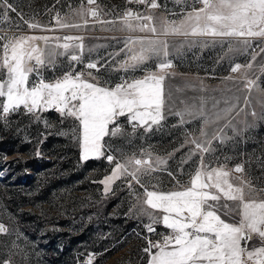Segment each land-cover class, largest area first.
Returning a JSON list of instances; mask_svg holds the SVG:
<instances>
[{"label":"snow or ice","instance_id":"snow-or-ice-1","mask_svg":"<svg viewBox=\"0 0 264 264\" xmlns=\"http://www.w3.org/2000/svg\"><path fill=\"white\" fill-rule=\"evenodd\" d=\"M133 2L147 4L149 9L161 6L157 0H128V3ZM182 2L185 0H177V3ZM196 4L201 7H195ZM93 5L96 6L91 7ZM192 5L191 10L179 19L128 9L117 19L105 20L97 0H87V6L82 3L72 13L80 18V22H73L69 15L62 16L59 12L53 17L54 27L38 20L25 21L29 29L42 32L80 30L89 25L91 18L93 23L115 25L119 22L129 32L150 33L129 36L120 49L125 58L119 62L118 70L142 69L145 74L139 78L121 77V82L114 86L108 81L102 83L100 77L91 71H76V65L84 63L82 36L0 35V74L3 75L0 79V123L7 126L10 115L20 113L21 109L23 114H31L36 120L40 119V113L55 110L61 117L76 121L70 131L79 142L80 160L105 159L112 165L110 174L99 181L105 194L111 191L117 180L124 179L130 190L134 183L139 185L144 189L143 193L133 191L131 194L138 201L142 198L139 215L147 216L149 220L145 228L149 233L156 232L155 225L168 230L167 234L160 233L159 240L148 239V246L143 249L148 254V264H264V198L259 195L264 189L257 190L250 180L244 178V164L229 168L227 157L225 163H219V157L214 161L205 160L206 155L212 156L216 151L213 141L224 143L230 139L224 133L225 128L236 131L232 121L244 111V108L236 111L239 97H233L236 103L225 100L227 106L224 108H219L220 101H216L212 109H206L204 97L188 98L193 101L191 104L181 98L180 104L184 107L177 109L176 99L165 88V80L174 75L168 71L174 66L169 59L172 45L165 37L213 38L201 41L203 46L217 42L223 45L227 38H233L247 51L252 38H264V0H192ZM0 10L4 21H7L9 11L16 12L8 0H0ZM216 38H220L219 41ZM228 51H233L230 42ZM260 51L264 52V48ZM60 57L68 58V70L46 78L43 69H55ZM252 59H256L255 54ZM150 61H155V70L143 67ZM98 63L89 61L84 67L99 72ZM252 67L251 62L235 63L230 72L240 75H229L224 79L234 83L243 81V89L250 92L253 87H259L257 81L248 76ZM177 91L181 89L177 88ZM196 99L200 100L199 105L195 103ZM249 103L245 97V106ZM166 111L179 117L180 125L200 121L199 135L185 130L188 139L180 146H192L182 164L197 156L199 160L187 185H180L177 181V190L160 192L149 190L143 178L161 171V166L167 165V159L154 156L145 149H141L139 156L135 153L128 155L114 148L110 140L126 136L130 137L128 142L131 143L139 129L149 133L154 127H160L166 119ZM234 111L236 116L232 115ZM251 115L257 117L255 111ZM121 118L131 126L130 132L124 128ZM259 118L264 119V116ZM221 121H224L222 126ZM45 125L48 126L47 121ZM214 125L218 127L210 134L208 129ZM233 173L240 175L233 177ZM152 188L156 186L152 185ZM222 215L238 216L239 219L229 222ZM8 232L9 229L0 223V235ZM256 237L259 246L251 243ZM95 258V254L90 253L84 264H94ZM3 264H11V260H5Z\"/></svg>","mask_w":264,"mask_h":264},{"label":"rangeland","instance_id":"rangeland-1","mask_svg":"<svg viewBox=\"0 0 264 264\" xmlns=\"http://www.w3.org/2000/svg\"><path fill=\"white\" fill-rule=\"evenodd\" d=\"M8 2L13 4L16 12L9 11L7 21L0 17V29H3L0 35L82 36L84 63L99 61L97 66L100 71L85 69L84 63L76 65V71H91L100 77L102 83L108 81L111 86L120 83L121 77L139 78L145 74L142 69L129 72L118 70L119 62L125 58L120 49L129 36L150 33L129 32L119 22L115 25L93 23L91 18L89 25L80 30L42 32L29 29L25 21L38 20L41 24L54 27L53 17L59 12L62 16L69 15L73 22H80V18L72 13L82 3L87 6V0ZM157 2L161 5L159 8L149 9L147 4L128 3V0H97L105 20L117 19L128 9L156 17L179 19L193 6L192 0ZM195 7L201 5L196 4ZM165 39L172 45L169 59L174 65L168 70L174 75L165 80V88L172 92L177 109L184 107L180 104L181 98L204 97L206 109H212L216 101H220L219 108L227 106L225 100L236 103L234 96L239 97L236 111L244 108L239 116L235 111L232 113L236 116L232 121L236 131L231 127L225 128L224 133L230 139L224 143L213 141L216 151L212 156L206 155L205 160L214 161L215 157H219V163H225L227 157L229 168L244 164V178L250 180L257 190L264 189V119L259 118L264 116V52L260 51L264 48V38H252L247 51L233 38H227L223 45L217 42L208 46L200 42L211 41V37L170 35ZM219 39L216 38L217 41ZM192 41L196 43L192 44ZM229 42L233 51H228ZM117 52L120 55H115ZM254 54L255 60L252 59ZM250 62L253 67L248 70V76L256 80L259 87H253L249 92L243 89V81L234 83L224 79L229 75H240L230 72L235 63ZM143 67L155 70V61ZM68 68V58L60 57L55 69H43V72L46 78H50L61 75ZM245 97L250 101L248 106L244 104ZM192 102L188 100L189 104ZM195 103L199 105L200 100L196 99ZM252 111L257 113V117L251 115ZM39 115L40 119L36 120L31 114H23L21 109L20 113L10 115L7 126L0 123V223L9 229L7 235H0V264L5 260H11V264H55L51 262L52 249L63 256L58 264H84L90 253L95 254L94 264H148V254L143 251L148 246V239L159 240L160 233L167 234L168 230L162 225H155L156 232L149 233L145 228L149 220L147 216L139 215L142 198L138 201L131 194L133 191L142 194L144 189L134 183L130 190L126 181L121 179L105 194L99 181L110 174L112 165L105 159L80 160L79 142L70 131L77 122L61 117L55 110ZM121 123L126 131H131L125 118H121ZM223 123L221 121L220 126ZM215 127L218 126L208 129L210 134ZM199 128L200 121L180 125L179 117L166 111V119L152 132L144 133L143 129H139L136 137L131 138V143L128 142L130 137L126 136L111 138L110 142L114 148L128 155L135 153L139 156L141 149H145L154 156L167 159V165L161 166V171L153 173L152 177H144L143 182L149 190L168 192L177 190V181L180 185H187L195 171L199 157L182 164L192 146H180L188 139L185 130L198 136ZM169 172L173 175L170 176ZM239 175L233 173V177ZM233 182L238 183L236 180ZM152 185L156 188L153 189ZM259 195L264 198V192ZM227 203L232 205V202ZM133 205L136 207L133 208ZM222 218L229 222L239 219L238 216L227 215H222ZM251 243L259 246V238H254ZM65 247L67 254L63 255Z\"/></svg>","mask_w":264,"mask_h":264},{"label":"trees","instance_id":"trees-1","mask_svg":"<svg viewBox=\"0 0 264 264\" xmlns=\"http://www.w3.org/2000/svg\"><path fill=\"white\" fill-rule=\"evenodd\" d=\"M64 246L65 245H63V248H64ZM52 252H53V258H51L52 259V263H55V264H58L60 261H62L61 259H62V255L59 253V255L57 254V253H55L54 251H53V249H52ZM64 252V254L63 255H66L67 254V249H66V247H65V250L63 251ZM55 253V254H54ZM55 255L57 256V258L55 257ZM64 260V259H63Z\"/></svg>","mask_w":264,"mask_h":264},{"label":"built area","instance_id":"built-area-1","mask_svg":"<svg viewBox=\"0 0 264 264\" xmlns=\"http://www.w3.org/2000/svg\"><path fill=\"white\" fill-rule=\"evenodd\" d=\"M13 25L11 24V27H12Z\"/></svg>","mask_w":264,"mask_h":264}]
</instances>
